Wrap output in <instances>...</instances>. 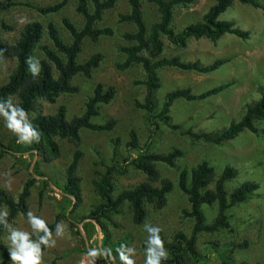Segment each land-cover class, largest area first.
Returning <instances> with one entry per match:
<instances>
[{"label":"rangeland","instance_id":"rangeland-1","mask_svg":"<svg viewBox=\"0 0 264 264\" xmlns=\"http://www.w3.org/2000/svg\"><path fill=\"white\" fill-rule=\"evenodd\" d=\"M1 1V0H0ZM62 0H12L13 6L0 13V21L9 30L0 27V39L8 44L13 43L21 27L29 22H39L43 26L47 22L53 23L64 42L69 41L67 33L61 26V18L69 19L76 27H81L82 19L74 11L75 0H64V6L57 13L42 16L32 6H48ZM211 0H192L186 7H174L170 27L178 32L183 27L199 21L201 15L211 5ZM264 7V0L258 1ZM142 20L146 28L157 20L155 8L146 0H140ZM127 6L124 0H118L114 8L103 14L98 23L100 27H111V37H100L96 42L84 40L78 61L82 62L94 53H99L102 60L91 71L90 77L76 75L71 80L77 88L74 94L59 95L53 104L39 101L37 108L43 114H52L56 107L62 105L66 118L78 116L84 109L85 100L91 95L95 84L104 88L112 87L114 95L107 104L98 109V116L92 119L93 123L101 124L107 119H113L115 126L110 132L94 133L82 130L78 149L82 156L76 170L80 178L81 204L71 214V204L61 194L60 188L64 178V170L71 160L76 149L65 140H58L59 156L50 163L40 162L38 171L41 179L47 180L42 186L32 174V165L39 158L34 155H5L0 158V188L15 198L22 184L30 177L37 182L29 190L26 200L27 211L18 214L10 221L9 227L1 234V242L10 253L16 251V246L8 239L12 230L34 233L27 213L51 222L58 216L60 235L57 227L52 232L48 244L41 257V264H124L121 254L134 261V264H144L146 253L140 248L146 242L148 233L144 225L158 227L166 241L170 240L174 232L180 231L186 236L189 234L192 222L182 215L188 209L186 197L174 187L166 196V203L161 209L146 206V216L140 225L130 221L126 204H123L118 214H109L101 221L102 227L92 222L93 228L82 225L90 209L98 204L99 200L91 182L96 172L103 170L110 163V140L118 138L116 160L120 162L125 156L124 143L129 130H134L140 146L146 142L148 126L141 110L134 107L135 102L143 98V73L139 66H132L125 70H118L117 65L123 61L119 48L128 45L120 38L123 32H132L133 26L116 23L118 13H126ZM220 20L230 21L233 26L249 32V37L242 41L231 35H223L215 44L206 39L187 41L184 49H177L164 39L163 55L177 56L182 61H199L207 65L218 58H229V61L210 74H196L183 72L174 68H163L158 71L160 87L155 93V102L160 106L165 93L177 88H189L191 94L197 95L207 89L232 81V85L222 92L201 101L175 100L170 109L171 124L180 125L182 130L190 129L194 133H216L224 129L231 122L239 120L245 108L254 103L264 91V15L260 9L239 4L232 1L231 6L219 16ZM40 44L50 45L45 36ZM36 58L40 59L36 51ZM14 68V60H0V85L3 84ZM257 133L243 131L235 138L214 146L204 143H195L187 136L172 133L166 127L159 125L149 147V151L166 153L172 147L182 151V157L169 168L158 164L157 169L161 177L176 181L179 168L189 169L199 161H206L217 177L224 166L236 169L237 176L225 184L227 195L239 183L252 181L257 184V190L246 200L226 211L228 229L214 233H200L196 240V249L200 255L197 264H220L210 247L223 244L245 242L244 248H236L230 253L233 264L244 262L258 264L264 257V119L254 122ZM11 131L6 127L5 117L0 116V141L8 145V136ZM135 153H131L133 157ZM116 190L130 188L144 180L143 175L129 167L123 176L113 177ZM42 193L39 203L38 194ZM203 215L207 223L215 216V206H202ZM6 211L0 210V215ZM102 228V229H101ZM104 232V234L102 233ZM29 235V237H30ZM120 242V245H116ZM119 249V251H118ZM96 254L90 255L89 253ZM19 264V262H16Z\"/></svg>","mask_w":264,"mask_h":264},{"label":"trees","instance_id":"trees-1","mask_svg":"<svg viewBox=\"0 0 264 264\" xmlns=\"http://www.w3.org/2000/svg\"><path fill=\"white\" fill-rule=\"evenodd\" d=\"M118 0H75L74 11L82 19L81 27H76L69 19L61 18V26L69 37L64 42L57 27L47 22L45 26L33 21L24 24L19 30L16 40L8 44L0 39V60H14V68L6 81L0 85V105L4 111H9L8 105L21 107L27 113L26 122L33 126V130L39 133V141L33 140L29 143H19L18 136L11 132L8 136V145L0 141V158L11 155H36L39 159L32 165V174L40 178L42 186L47 185V180L41 179L42 174L38 171L40 162L50 163L59 156L58 140H65L76 149L72 153L71 160L64 170V178L60 188L61 194L71 204V214L81 204L80 178L77 176L78 161L82 156L77 148L80 143V133L87 130L94 133L110 132L115 126L113 119H107L101 124L92 122L98 116L99 106L107 104L114 95L112 87L104 88L101 84L94 85L91 95L85 100L84 109L78 116L66 118L65 109L62 105L56 107L52 114H43L38 108L39 101L53 104L56 98L62 94H74L77 88L72 85L71 80L76 75L89 78L91 71L98 66L102 60L99 53H94L84 61L79 62L78 56L84 40L96 42L100 37H111V27H100L98 23L102 20L106 11L114 8ZM127 6L126 13H118L116 23L129 24L133 26L132 32H123L120 38L128 45L119 48L123 55V61L117 65L118 70H125L132 66H139L143 73V98L141 102H135L134 107L141 110L148 126L146 142L140 146L138 137L134 130H129L127 140L124 143L126 156L118 162L117 146L118 138H112L110 142V163L103 170L96 172L95 179L91 185L93 192L99 202L88 211L82 227L87 233V228H93L92 222L102 227L101 221L109 214H118L123 204H126L130 221L134 225L143 223L146 216V206L161 209L166 203V196L176 187L185 197L188 209L182 215L192 222L189 234L174 232L169 241H166L161 233L164 248L168 252V258L161 260V264H197L200 255L196 249L197 236L200 233H214L222 229H228L226 211L248 198L257 190V184L252 181H243L236 185L227 195L225 184L237 176L233 167L224 166L219 175L215 177L213 168L204 160L199 161L189 169L179 168L176 181L161 177L157 165H165L173 168L178 159L182 157V151L172 147L166 153H155L149 151L153 136L158 133L159 125L166 127L172 133L189 137L195 143H204L220 146L232 140L239 133L248 131L257 133L254 122L264 119V91L260 97L251 105L247 106L235 122L229 123L224 129L216 133H194L190 129L182 130L180 125L171 124L169 109L175 100L201 101L216 95L230 85L232 81L207 89L197 95L191 94L189 88H177L164 94L160 106L155 102V93L160 87L158 71L163 68H174L183 72L196 74H210L220 66L227 63L229 58H218L207 65L199 61H182L177 56L165 57L163 55L164 38L168 44L184 49L189 39H206L215 44L223 35H231L239 40H246L249 32L240 30L233 26L230 21L220 20L219 16L232 4L233 0H211V5L201 15L199 21L183 27L174 32L170 27L173 8L186 7L192 0H146L155 8L157 20L148 28L142 20L140 0H124ZM239 4L260 9L264 15V7L260 6L259 0H236ZM65 1H59L48 6H32L42 16L57 13L64 6ZM12 0L0 1V13L13 6ZM0 27L9 30L0 21ZM45 36L50 45L40 44ZM39 52L40 71L33 77L28 71L25 63L28 57L36 58ZM37 59V58H36ZM35 63V60L33 61ZM4 117L3 115H0ZM17 119H20L19 115ZM264 134V129L260 130ZM135 153L133 157L131 153ZM131 167L143 175L144 180L136 185L116 190L113 177L123 176ZM30 177L26 180L15 198L0 188V210L5 207L8 215H0V237L5 225L9 224L16 215L27 211L26 200L29 190L36 178ZM42 193L38 194L40 203ZM215 206V216L211 222L205 221L202 206ZM58 223V216L51 222H46L51 232ZM102 229V228H101ZM104 234V232H102ZM43 232L30 235L29 241L39 244V238ZM116 245H120L118 242ZM245 242L223 244L220 248L216 245L210 247L218 258L220 264H233L230 253L236 248H244ZM43 254L46 246L39 244ZM140 248L145 252L146 242L141 243ZM10 253L8 248L0 239V264H8ZM109 264V263H105ZM145 264V262H144ZM237 264H246L239 262ZM258 264H264V257Z\"/></svg>","mask_w":264,"mask_h":264},{"label":"clouds","instance_id":"clouds-1","mask_svg":"<svg viewBox=\"0 0 264 264\" xmlns=\"http://www.w3.org/2000/svg\"><path fill=\"white\" fill-rule=\"evenodd\" d=\"M35 60V63L33 61ZM25 63L28 65V71L35 77L40 71L39 60L34 57H28ZM9 111H4L3 105H0V115L5 117L6 127L9 131L13 132L18 136L19 143H31L33 140L39 141V133L33 130V126L26 122L27 113L21 107H13L11 104L8 105ZM19 115L20 119H17ZM4 216L8 213L5 211ZM28 222L33 229L34 233L43 232L44 235L39 238V244H43L46 247L55 246V242L50 246L48 244L51 238L52 232L48 228L46 222L41 218L33 215L32 212L27 213ZM5 227H9L7 224ZM57 235H60V225L57 224ZM144 228L148 233V239L146 241L145 248V264H161V260L168 258V252L164 248V242L161 239L159 233L160 228L145 224ZM29 233L19 230H12L8 239L11 240L12 244L16 246V251L11 252V261L13 264L19 262V264H41L42 252L39 244H33L29 241ZM119 251V249H118ZM95 255V252L89 253ZM121 260L124 264H134V261L121 254Z\"/></svg>","mask_w":264,"mask_h":264}]
</instances>
